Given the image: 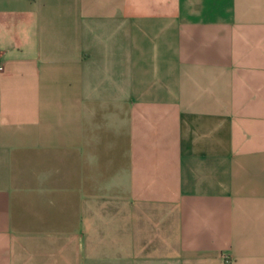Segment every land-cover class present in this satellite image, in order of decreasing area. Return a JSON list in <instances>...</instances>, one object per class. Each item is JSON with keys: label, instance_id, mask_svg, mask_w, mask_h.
Here are the masks:
<instances>
[{"label": "crops", "instance_id": "1", "mask_svg": "<svg viewBox=\"0 0 264 264\" xmlns=\"http://www.w3.org/2000/svg\"><path fill=\"white\" fill-rule=\"evenodd\" d=\"M0 63V264H264V0H0Z\"/></svg>", "mask_w": 264, "mask_h": 264}, {"label": "built area", "instance_id": "2", "mask_svg": "<svg viewBox=\"0 0 264 264\" xmlns=\"http://www.w3.org/2000/svg\"><path fill=\"white\" fill-rule=\"evenodd\" d=\"M3 69V65L0 63V71ZM226 261H229V259H225Z\"/></svg>", "mask_w": 264, "mask_h": 264}]
</instances>
